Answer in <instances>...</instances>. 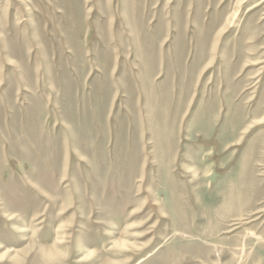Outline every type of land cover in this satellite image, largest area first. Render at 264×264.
<instances>
[{
    "label": "rangeland",
    "instance_id": "obj_1",
    "mask_svg": "<svg viewBox=\"0 0 264 264\" xmlns=\"http://www.w3.org/2000/svg\"><path fill=\"white\" fill-rule=\"evenodd\" d=\"M0 264H264V0H0Z\"/></svg>",
    "mask_w": 264,
    "mask_h": 264
},
{
    "label": "bare ground",
    "instance_id": "obj_2",
    "mask_svg": "<svg viewBox=\"0 0 264 264\" xmlns=\"http://www.w3.org/2000/svg\"><path fill=\"white\" fill-rule=\"evenodd\" d=\"M260 3V2H259ZM257 5V4H256ZM255 6V5H254ZM258 6V5H257ZM253 8V7H252ZM251 8V9H252ZM151 10V9H150ZM250 10V9H249ZM83 31V30H82ZM85 57V56H84ZM166 165V164H165ZM202 177V176H201ZM198 178V177H197ZM200 178V177H199ZM166 181V180H165ZM171 182V181H170ZM198 186V185H197ZM238 188V187H237ZM227 196V195H226ZM227 199V198H226ZM239 199V198H238ZM225 200V199H224ZM175 212V211H174ZM177 213V212H176ZM226 222V221H225Z\"/></svg>",
    "mask_w": 264,
    "mask_h": 264
}]
</instances>
